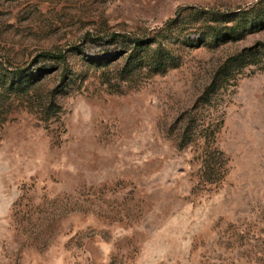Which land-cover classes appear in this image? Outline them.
<instances>
[{"label": "rangeland", "instance_id": "1", "mask_svg": "<svg viewBox=\"0 0 264 264\" xmlns=\"http://www.w3.org/2000/svg\"><path fill=\"white\" fill-rule=\"evenodd\" d=\"M0 105V264H264V0H0Z\"/></svg>", "mask_w": 264, "mask_h": 264}, {"label": "trees", "instance_id": "2", "mask_svg": "<svg viewBox=\"0 0 264 264\" xmlns=\"http://www.w3.org/2000/svg\"><path fill=\"white\" fill-rule=\"evenodd\" d=\"M109 39L112 40V42L116 46L124 48L125 49L124 54H126V56L127 54H129L130 50H132L133 52H135V50L139 51L144 45H146V41L143 38L127 36L122 33H113L109 37ZM43 56L51 60H60L62 63L65 62V58H66L64 53L54 54L52 52H47V53H43ZM130 59H132L131 56L127 60L128 68L131 66L129 62ZM165 68L167 69L166 60L164 59L163 56H161V53L159 52L156 53V61L154 62V64L151 65V72L154 73L160 72L161 70H166ZM7 122H8V113L7 111H5V107H2L0 105V125H4Z\"/></svg>", "mask_w": 264, "mask_h": 264}]
</instances>
